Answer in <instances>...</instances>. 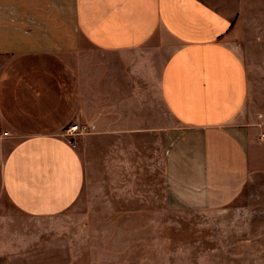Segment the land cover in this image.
Instances as JSON below:
<instances>
[{"label":"crops","instance_id":"crops-1","mask_svg":"<svg viewBox=\"0 0 264 264\" xmlns=\"http://www.w3.org/2000/svg\"><path fill=\"white\" fill-rule=\"evenodd\" d=\"M247 1L0 0V218L58 216L89 180L161 171L215 210L263 179L264 120L227 38ZM72 122L91 130L75 147Z\"/></svg>","mask_w":264,"mask_h":264},{"label":"rangeland","instance_id":"rangeland-1","mask_svg":"<svg viewBox=\"0 0 264 264\" xmlns=\"http://www.w3.org/2000/svg\"><path fill=\"white\" fill-rule=\"evenodd\" d=\"M227 38L242 47L250 108L264 120V0L246 2ZM154 179L89 180L54 217L29 219L7 205L0 264H264V178L215 210L186 201L161 171Z\"/></svg>","mask_w":264,"mask_h":264},{"label":"built area","instance_id":"built-area-1","mask_svg":"<svg viewBox=\"0 0 264 264\" xmlns=\"http://www.w3.org/2000/svg\"><path fill=\"white\" fill-rule=\"evenodd\" d=\"M90 132V127L87 124L72 122L66 126L59 135L64 138L70 146L75 147L77 145V137ZM260 139H264V132H261Z\"/></svg>","mask_w":264,"mask_h":264}]
</instances>
